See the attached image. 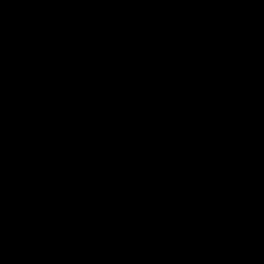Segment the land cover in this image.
<instances>
[{
  "label": "trees",
  "instance_id": "1",
  "mask_svg": "<svg viewBox=\"0 0 264 264\" xmlns=\"http://www.w3.org/2000/svg\"><path fill=\"white\" fill-rule=\"evenodd\" d=\"M235 2L236 0H12L0 13V32L6 24H20L21 19H25V23L39 33L43 27L60 17H77L83 14L87 17L79 31L69 29L58 34L38 35L36 40L32 39L28 45L13 52H8L0 44V121L6 117L21 119L29 114L31 107L42 109L47 105L56 113L75 111L92 97L97 98L95 102L100 113L107 115L108 119L111 114L119 112L123 117V107L131 104L135 105L143 120L153 119L162 115L160 109L164 105H173L180 86L195 79L214 78L216 74L226 77L224 80L230 82L231 91L238 93L241 98L253 101L262 99L264 94L256 89L260 83L255 73L259 74L258 71L264 70V4L249 0L252 12L237 22L235 31H228V35L223 30L211 34L210 30H198L182 22L194 8L211 4L224 12ZM124 19L133 20V26L150 30L158 27L160 19L171 21L172 25L166 29L167 33L158 40V56L143 63L145 67L153 65L155 68L170 71L163 74L155 71L149 77H142L145 69L143 64L137 67L139 61H136L128 70L119 72L122 85L115 90H108L106 82L110 76L109 70L116 64L121 67L124 65L120 60L126 51V38L130 31L120 25L114 28L106 25ZM94 21L95 27L87 26ZM210 40L216 44L212 46ZM214 49L222 57L230 54L235 62L231 60L210 65L207 53ZM36 53L41 56L36 57ZM130 61L135 60L131 58ZM205 61L208 62V76L207 73L200 72ZM176 62H179L178 67L173 70L171 66ZM24 69L26 72L21 73ZM139 81L143 84L141 88ZM86 85L87 89L82 90ZM17 87H22L21 93ZM36 89L41 91L42 99L34 94ZM49 97L56 98L57 101L52 102ZM96 118L102 126H107V118L99 115ZM262 136L264 140V131ZM141 148L151 151L148 145H141ZM56 150L65 154L70 150L79 153L72 162L67 157L61 159L68 167L76 164L75 160H83V157L107 154L96 145L84 146L77 138L47 141L40 145L43 153ZM19 158L20 155L4 157V166L15 165L22 168L28 165ZM48 159L44 158L45 162L41 163L47 166ZM237 163L239 161L224 163L228 167L226 177L229 181H226V185L232 186L237 179L242 180L239 183L241 185L246 183L247 177H260L253 176L252 170H244ZM159 165L172 174V179L167 181L172 193L177 191L181 196L185 193H209V190H201L205 186V177L200 173L198 164ZM49 166L52 170L51 165ZM259 171L263 170L257 172ZM105 175L95 185L102 189L105 196L113 201L121 199L125 211H136L140 208L141 200L135 191H131L128 179L108 172ZM221 178L220 174H216L213 179ZM28 181L29 190L39 182L33 177H28ZM78 187L79 185L76 186ZM91 193L93 191L79 196L78 193L61 191L56 201L79 204L82 207L91 197Z\"/></svg>",
  "mask_w": 264,
  "mask_h": 264
},
{
  "label": "rangeland",
  "instance_id": "2",
  "mask_svg": "<svg viewBox=\"0 0 264 264\" xmlns=\"http://www.w3.org/2000/svg\"><path fill=\"white\" fill-rule=\"evenodd\" d=\"M248 2L249 0H236V2L232 6L227 7L224 12L219 11L215 5L211 4L197 7L194 8L190 14L187 13L186 19L184 17L182 22L184 24L186 22V24H188L187 26H192L198 30H210L211 34H214L218 30H223L224 32L226 31L225 35H228L230 34L228 31H235L234 26L237 22L252 12V10L244 11V6L247 5ZM263 2L264 1L260 3L262 4ZM86 17L87 16L84 14L77 17L70 15L60 17L43 27L39 33L33 31L31 26L25 23V19H21L20 24H6L1 29L0 44L3 48H6L8 52H13V50L23 45H28L32 39L33 41L36 40L38 35L46 36L48 34H58L69 29L79 31L82 29L81 24ZM229 21H231L230 24ZM133 23L134 21L131 19H124L106 25V27L109 28L120 25L130 31V34H128L126 38V51L123 52L120 60L124 65L123 67H121L120 64L113 66L109 70L110 75L119 74L120 71L123 72L128 70L136 61H139L137 67H141L144 62L148 61L147 59L158 56V40L167 33L166 29L172 25L170 20L160 19L158 20V27L155 30H150L145 27L133 26ZM87 26L95 27L96 22H90ZM209 42L212 46L216 44L213 40ZM148 48H150V51H148ZM215 51L214 49L212 52L207 53L210 65L221 64L232 60L230 54L226 57H222L219 52ZM36 54V57L41 56L40 53ZM131 58L135 61H130ZM232 62L235 61L232 60ZM178 64L179 62L174 63L171 68L175 70ZM144 65L145 64H143V68L145 70L142 72V77H149L150 73L155 71H160L162 74L170 71L169 69L155 68L153 65L147 67ZM203 65L204 66L200 67V72L206 74L208 71V62L205 61ZM20 72L24 73L26 70L24 69ZM258 72L259 74L255 73V77L260 84H257L258 88L256 86V89L264 94V70ZM208 74L209 73H207V76ZM215 77L218 79L226 78L218 74H216L214 78ZM141 81H139V83ZM122 83L123 81H121L119 86H121ZM87 87L88 85L83 87L82 90H86ZM141 87H143V84L140 83L139 88ZM17 90L21 93L22 87H17ZM34 94L42 99L41 91L36 89ZM49 99L52 102L57 101L56 98L49 97ZM95 100H97V98L92 97L88 99L85 104L78 107L77 110L66 113H56L49 109L47 105L42 109L31 107L29 109V114L21 119L6 117L0 121V150H2L4 157L7 158L9 156L13 157L20 155L19 159L28 164L22 166V168L15 165L5 167V160L0 158V204L2 205L5 203L4 210L0 211V232L2 233L0 239V259L6 257L8 252L23 254L24 258H28L34 246L43 242L42 245L36 249L35 257L27 261L26 264H69L70 258L61 259L59 262L56 261V251L65 247V243L60 237L53 236L43 241L45 230L40 228L39 222L45 214L54 221L68 220L78 214L81 209L87 205H92L94 207L92 212L94 216L112 214L125 218L129 213L134 212L132 209L125 211L121 205V199L113 201L103 194L101 188L95 186L99 179L106 177L105 172L116 176L112 172L106 170L94 172L87 177L89 178L88 180L86 178L84 181L75 183L69 191H65L78 193L79 196H82L85 192L90 193L93 191L91 197L82 207H80L79 204L74 205L72 203L56 201L58 195L63 191L60 186L57 185V181L61 174L68 168L66 163L61 162V159L67 157L70 161H74L79 153L74 152V150H70L67 154L59 150L43 153L40 151V145L44 142L65 141L71 138H77L84 146L91 144L100 148L96 144V136H102L116 141L126 151L133 152L139 156L151 154L160 149L192 145L223 147L234 144L241 147H249L258 142L264 146V140L261 138L263 137L264 126L263 131L257 136L250 134L236 135L232 132L225 131L220 133L214 132L207 138H188L186 136L177 135L162 138L156 135L155 125L163 121L171 112L172 104L164 105L160 109L162 115L153 118L154 120H143L134 104H131L129 107H123V110H125V113H122L123 117L119 115V112L111 114V117L108 119L107 115L100 113ZM250 110L255 113L264 112V97L258 101H253L252 99H243L235 92L231 95V99H229L226 105V111L233 114H240L246 111L250 112ZM45 112L58 114L62 118V121L49 126L42 125V121L36 119L35 115ZM98 115L104 119H108L107 126H102L98 118H96ZM66 122L81 127L88 133H78L74 131V129L65 126ZM66 130L74 134L66 133ZM141 145H148L151 147V151H145L141 148ZM100 149L106 151L107 154L103 156L95 154L92 157H83V160H75L77 163L74 165L100 166L107 163L109 153L105 148ZM44 158H49L47 166L42 164L45 162L43 160ZM260 159L261 158L254 157L245 161L248 162V166H250L248 168L249 172L257 164L258 166L253 173L255 174L257 172L256 169L260 170L259 167H261L260 165L262 163ZM194 163L198 164L201 168L200 173L205 177V186H203L201 190H209V194L215 196H219L217 193L220 188L222 189V193H228L230 191L231 186H223L224 184L222 183V181L228 180L226 177L228 167L224 164L225 162L218 160H197ZM159 164L160 163H153L143 166L141 173L136 179H130L125 176L122 177L129 180L131 191H135L136 195L141 184L147 183L158 186L169 192L171 196L170 200L173 204L183 209L189 207L188 205L190 202L197 197L198 194L185 193L181 196L177 191L172 193V189L167 185V181L172 179V174ZM49 165H51L52 170ZM216 174H220L222 178L213 179ZM28 177L39 180L32 190H29ZM248 178L249 177H247V180ZM22 179L24 181L21 182ZM77 185H79L78 188H76ZM237 187H240V185ZM140 204V208L147 205L143 201H141ZM229 209L227 221L221 226L218 225L209 235L212 239L209 242L211 245L209 247L210 249H206L205 251L199 250L198 253H195V250L192 248L183 246L174 250L176 259L173 262L164 263L162 260L142 258V246L136 243L121 255L125 260L122 264H250L254 260H259L261 258V253L256 249H251L246 246H241L238 253L234 256L232 255L233 253L226 254L227 256H232V258L228 259L219 249L220 244L227 245L230 248L236 246L234 243H237L236 239L234 240L231 237V205ZM105 237V232L99 223L81 227V229L73 235L71 240V248L76 251L75 261L90 255L94 262L93 264H112L106 260L104 250H97L98 243ZM120 237L122 239H138V230L136 228H130ZM151 243L156 248H163L167 244V239L161 236L152 239ZM188 256H190V258ZM197 256H200V263L197 262Z\"/></svg>",
  "mask_w": 264,
  "mask_h": 264
},
{
  "label": "water",
  "instance_id": "3",
  "mask_svg": "<svg viewBox=\"0 0 264 264\" xmlns=\"http://www.w3.org/2000/svg\"><path fill=\"white\" fill-rule=\"evenodd\" d=\"M11 1L0 0V13ZM121 81L122 77L119 74H111L107 79L106 87L108 90H115ZM231 94L230 82L224 79L200 78L185 83L180 89L177 100L173 103L171 112L163 121L155 125L156 135L162 138L176 135L188 138H207L214 132L225 131L258 135L262 131L264 112L261 114L227 112L226 104ZM35 118L42 120L44 125H52L62 121L58 114L50 112L37 113ZM65 126L78 133H88L83 128L74 126L69 122H66ZM66 133L74 134L67 130ZM96 144L108 151L107 163L100 166L74 165L68 167L57 181V185L63 191H69L75 183L83 181L98 170H106L116 176L136 179L143 166L153 163L192 164L197 160L226 162L229 160H248L254 157L264 159V146L260 143H254L246 148L237 145L170 147L144 156L126 151L116 141L107 137L96 136ZM3 155L2 150H0V158H4ZM241 193V190H234L228 196ZM137 196L147 205L129 213L125 218L112 214L94 216L92 205L83 207L78 214L68 220L54 221L45 214L39 222L40 228L45 230L43 241L53 236H58L64 241L65 247L56 251L57 262L61 259L70 258L69 264H93L90 255L75 261L76 251L71 248V240L81 227L99 223L104 229L106 237L98 243L97 250H104L106 260L112 264L124 263L125 260L121 255L136 243L142 246V258L158 259L164 263H170L175 260V249L183 247L187 243L198 245L206 243L204 237L199 240L185 239L186 229L199 223L206 224L207 229L212 230L214 225L227 219L225 216L227 197H216L210 194L199 195L191 201L189 208L183 209L171 202L169 192L147 183L141 184ZM243 196L249 197V201H258V198H255L256 194L244 193ZM4 208L5 203L0 205V211H3ZM255 223L256 219L246 217L239 233L246 243L260 247L264 242V235L261 237L254 231ZM130 228L138 230V239H122L120 237ZM198 233L199 231H196L193 234ZM161 236L167 239V244L163 248L154 247L151 240ZM1 237L2 233L0 232V239ZM42 243L34 246L28 258H24L23 254L8 252L6 257L0 259V264H26L27 261L35 257L36 249ZM221 249L231 254L235 250L226 247H221Z\"/></svg>",
  "mask_w": 264,
  "mask_h": 264
},
{
  "label": "flooded vegetation",
  "instance_id": "4",
  "mask_svg": "<svg viewBox=\"0 0 264 264\" xmlns=\"http://www.w3.org/2000/svg\"><path fill=\"white\" fill-rule=\"evenodd\" d=\"M250 112H252V111L250 110ZM42 125H44L43 121H42ZM44 126H49V125H44ZM263 126H264V123H263ZM263 126H262V131H263ZM227 132H231V131H227ZM232 133L236 134L234 132H232ZM236 135H247V134H236ZM250 135H252V134H250ZM253 136H257V135H253ZM237 146H239V145H237ZM3 157H4V155H3ZM260 160H262V163L260 165L262 168H259V169L263 170V171L256 172L255 174L253 173V176L255 175V177H256L257 175H259L260 177H257V178H250L249 177L250 179L249 178H248V180L246 179L245 180L246 183L241 184V185L239 183H241L242 180L237 179L233 183V185L231 186V189L228 193H222V189L220 188L218 193H217V195H219V196H216V197H227V207L225 210V216L227 217V219H228V212L230 210L229 207L231 205V218H230V220H231V237L234 240L236 239V241H237V243H234L236 245L234 247L232 246L229 248V246H227V245L225 246L223 244H220L219 249L223 252V254L225 256H227L226 254H228V253L223 251L221 249V247H226L228 249H232V248L235 249L233 254H232L233 256L236 253H238L241 246H246L248 248L258 250L261 253V258L259 260H254L250 264H264V257H263V255H264V242L262 243V245L260 247H254L251 244H248L244 241L243 237H241V235L239 233V230L243 227V222H244L245 218L246 217H252L253 219H256V223L254 225V231L256 233H258L261 237L264 235V159H260ZM233 161H239V163H237V166H242V168H244V170H246L250 167V166H248V162H245L246 160H233ZM257 166H258V164L255 165L254 168L251 169L252 172L255 170V168ZM256 171H258V170L256 169ZM257 179H259V180H257ZM227 181H229V180H227ZM222 183L224 184L223 186H226V184H227V182L225 180L222 181ZM238 185H240V187H237ZM234 190H241L242 193L228 196ZM244 193L256 194L257 196L255 198H258L257 199L258 201H252V200L249 201L248 200L249 197L243 196ZM207 194H209V193H207ZM201 195H205V194H201ZM213 196H215V195H213ZM188 206L190 207V204ZM189 207H186V208H189ZM227 219L225 221H227ZM225 221L214 225L212 230H208L206 224L202 225V224L196 223V224L192 225L191 227L186 229L185 235H184L185 239L192 238L193 240H199V239H201V237H204L206 239V243L202 244V245H198V244H194V243H187L185 245V247L192 248L193 250H195V253H198L199 250L205 251L206 249L207 250L210 249L209 247L211 245L209 242L212 239L209 237V235L212 233V231L214 229H216V227L218 225L221 226ZM196 231H199V233L193 234ZM188 257L190 258V256H188ZM228 258H232V256L231 257L227 256V259ZM156 260H158V259H156ZM200 261H201L200 256H197V262L200 263Z\"/></svg>",
  "mask_w": 264,
  "mask_h": 264
},
{
  "label": "built area",
  "instance_id": "5",
  "mask_svg": "<svg viewBox=\"0 0 264 264\" xmlns=\"http://www.w3.org/2000/svg\"><path fill=\"white\" fill-rule=\"evenodd\" d=\"M255 1L260 3V2H262L264 0H255ZM262 4H264V2ZM244 7H245L244 11H251L252 10L251 5L249 3L247 5H245ZM190 13H191V11L189 12V14ZM8 25H11V24H8ZM229 99H231V96L229 97ZM243 113H246V112H243Z\"/></svg>",
  "mask_w": 264,
  "mask_h": 264
},
{
  "label": "bare ground",
  "instance_id": "6",
  "mask_svg": "<svg viewBox=\"0 0 264 264\" xmlns=\"http://www.w3.org/2000/svg\"><path fill=\"white\" fill-rule=\"evenodd\" d=\"M231 145H234V144H231ZM246 148V147H245ZM161 164V163H160ZM164 164H169V163H164Z\"/></svg>",
  "mask_w": 264,
  "mask_h": 264
}]
</instances>
